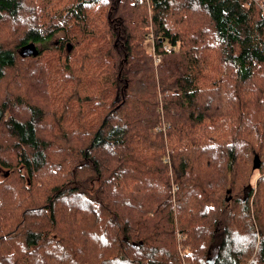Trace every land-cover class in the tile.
<instances>
[{
    "label": "trees",
    "instance_id": "1",
    "mask_svg": "<svg viewBox=\"0 0 264 264\" xmlns=\"http://www.w3.org/2000/svg\"><path fill=\"white\" fill-rule=\"evenodd\" d=\"M117 1L108 32L79 37L76 30L51 44L64 70L56 113L57 106L32 100L53 99L44 78L56 72L36 60L46 48L37 43L113 0H76L64 14L52 13L46 0H0V33L12 25L21 34L13 48L0 44V264H180L176 220L195 245L194 264H264V220L254 228L249 219L250 209L264 217V174L251 208V187L237 183L244 192L237 196L233 186L236 164L252 169L256 155L264 165V75L257 72L264 67V0ZM115 12L141 28L151 17L152 56L132 46L135 32L126 25L112 26ZM172 22L186 35L172 34ZM29 44L37 55L27 52ZM153 56L160 58L156 69ZM6 69L13 76L7 85ZM164 121L179 185L174 202L163 153L154 151L163 149L164 136L150 134ZM229 172L233 189L223 203L236 201L240 214L222 205L219 226L220 193L209 188L222 186Z\"/></svg>",
    "mask_w": 264,
    "mask_h": 264
},
{
    "label": "rangeland",
    "instance_id": "2",
    "mask_svg": "<svg viewBox=\"0 0 264 264\" xmlns=\"http://www.w3.org/2000/svg\"><path fill=\"white\" fill-rule=\"evenodd\" d=\"M181 1L182 0H180L176 4L185 2V1L184 2H181ZM75 2H76V0H46L45 4L47 6H49V5L55 6V9L51 11L52 13H54L56 11L57 13L64 14L65 9L67 7L69 8L70 6H72ZM116 2H118V1L113 0L112 4H109V5L106 4L105 7L100 11L97 10V7H95L92 10L93 12H89L88 17H81L78 19L72 18L73 22L68 23V24H61L60 30L50 40L46 41L45 43L42 42V44L37 43L38 47L40 46V47H46V48H45V51L42 54V56L36 60H40V62L44 63L43 65H44L45 69H46V66H45V63H46L48 65V68L53 67V68H55L56 72L54 74L50 75V77L47 76L46 78H44V80L46 79L50 83V86L48 88H46L45 93H46V95H52L53 99L45 100V99L39 98L37 96H34L32 99L33 101H36L37 104L41 105L43 108H50L52 110L56 109V106H57L56 113H59L60 110L58 108L59 107L58 103H59V99L61 97L60 98L58 96L54 97V94L57 93L56 92L57 81L64 78V72H63L64 70L61 71V67H60V65L63 64V61H62L63 58L60 55L61 50L51 48V44L56 39H61L64 37H66V38L71 37L72 38V36H75L74 31H76V30H77L76 31L77 33L79 32V37H85V36H87V34H91L92 32H94L95 35L98 37V36H101L104 33L108 32L109 24L107 23V20H106L107 13L109 11V8L114 7L116 5ZM151 12H152V7L147 6V13L149 16L151 15ZM112 17H113V19H115L112 21L113 22L112 26L118 25L119 27H124L126 25L129 32L130 31L135 32V34H134L135 39L132 43V46L134 48H138L140 50L138 52L142 53V54L140 53L141 55H143V53L145 51L147 55L152 56V54L154 52V46H153V44H154V41H153L154 32H153V27L150 23L151 17H149L148 22L146 21L147 23H145V25H143L142 28L138 26V23L134 24V22H136V20L135 21L134 20H126L125 16L119 14L118 12L113 13ZM12 23H13L12 21L8 20L4 24L9 25ZM12 27H13V29H12ZM170 29L172 30V34H175V32H177V33H180L181 35H186V33L181 30L180 25L176 24V22H172L170 24ZM16 32H17V30H14V26H12V25L2 27V30L0 33V44L4 48H7L9 46H11V48H13L12 46L17 43L16 38L19 39L21 37V34L16 33ZM176 45H180V43H178V41H177ZM165 46L171 47L169 45V43H166ZM60 47H64V45H61ZM83 51H84L83 47H79L76 50L75 55L70 60V63L72 65L76 62L78 56H80L83 53ZM133 53H135V50H133ZM29 61L31 62V61H35V60L31 59ZM152 61H153V66L155 65L154 67L156 69V67H157L156 65L159 63L160 58L157 59L155 56H153V60L151 58V62ZM37 64H39V63H37ZM56 65L58 66L59 70L56 68ZM17 66H20L22 68L24 67L23 64H21V63H17ZM9 71L10 70L6 69V76L4 77V81H3V83L5 85H7L6 84L7 80H11V77H13L11 75L12 72H9ZM257 72L260 73V75L261 74L264 75V67L257 68ZM14 73H16V71H14ZM38 76H40V75H38ZM15 78H16V76H15ZM33 79H35V78L33 77ZM256 79H260V78H256ZM30 84H32V83L25 82L26 89L29 88ZM39 84L45 85L43 80H41V82ZM12 85L13 84H11L10 86H12ZM13 89L14 88H12L11 90H13ZM5 93H6V90H4V94ZM92 96L93 95H90L88 97L91 98ZM215 98L216 97L213 96V100ZM29 99L31 100V98H29ZM29 99H27V100L29 101ZM110 99L111 98H109L108 101H110ZM97 101L99 102V100H97ZM115 101L118 102L119 100L117 99ZM158 101L160 103V98H158ZM94 102H96V101H94ZM119 103H120V101L118 102V104ZM88 107L90 109H93L96 111V105H89ZM158 109H160V108H158ZM98 110H100V109H98ZM101 112H99L96 115V118H98V116L100 115ZM49 113H51V112H49ZM48 118H50V115H47L45 119H48ZM41 125H42V122H41ZM40 129H45V128L44 127L43 128H37V131L38 130L40 131ZM169 129H170V123H167L164 121L159 125L153 126V128L150 130V134H152L153 136L154 135L155 136L156 135H163L164 136V138H163V140H164L163 149L154 148V151H159V152L163 153V157H164L163 161L165 163V165H164V173H165L164 177L169 178V181H170L169 193L171 194L172 201L174 202V200L176 198V193L179 191V185H177V183L174 181L175 174L173 172V162H172L173 160H172V156H171V152H172L173 148H172L171 144H169L168 140L171 137H169V135L167 133L169 131ZM3 139H4V129L0 128V145L3 144L2 143ZM257 150H259V152H260V148H257ZM262 158L264 159V152H263ZM175 162H177V161H175ZM263 162H264V160H263ZM191 166H192V162H191ZM234 169L236 170V172H238V175L235 177V185H233L234 188L236 189V193H238L237 192V183L243 184L242 189H243V187H244V189H245V187L248 188L247 186H249V188L251 187V189H252V195H251V199L249 201V207L251 208L252 201H253L252 198H253L254 194H256V190L258 187L257 181H258L259 177L262 174H264V165H262L260 168L258 167V168L251 169V167L249 168V166L247 167L245 165L236 164ZM4 172H5V169L0 168V180H2L4 178ZM227 174L229 176H228V178L224 179L222 186L215 185L214 187L209 188V189H211V192H213V194H212L213 196L220 193V197H218V199H217L218 209H219V211H217V215H218L217 216V219H218L217 223H219V226H221V222H222L223 216L225 214L224 209L228 208V206H229V204L224 205V203H223V199L227 195L226 191L229 188L233 189V187H232L233 180H232L231 173L229 172ZM196 180H197V178H196ZM242 189H241V191H239L237 196H243L244 192H242ZM263 196H264V193H261L260 197H263ZM221 200H222V203H221ZM191 201H194V200H191ZM208 204H209V201H207L206 205H208ZM222 205H223L224 209L222 208ZM234 207H236L235 211H238V214H240V211H239L240 204L237 203L236 201H234L229 206L228 213L234 211ZM249 219L252 222L253 227L255 228L256 224H257V228H258L260 223L264 220V217H260V218L256 219L254 210L250 209ZM244 221L245 220H243L242 222H244ZM194 225H196V222L194 223ZM261 228L264 231V222L261 224ZM174 237H175V246H174L175 247V250H174L175 258L179 261L180 264H194V261L191 259L193 257L191 253L192 252L195 253V245L193 242L188 241L189 239H188V233H187L186 228H180L177 220L175 221V236ZM196 248H197V245H196ZM215 248H216V245H213L212 249L210 250V254L208 255V260H211L213 258V256L216 254ZM22 260L24 261L25 258H22ZM248 262H249L248 259L241 258L240 264H248Z\"/></svg>",
    "mask_w": 264,
    "mask_h": 264
},
{
    "label": "water",
    "instance_id": "3",
    "mask_svg": "<svg viewBox=\"0 0 264 264\" xmlns=\"http://www.w3.org/2000/svg\"><path fill=\"white\" fill-rule=\"evenodd\" d=\"M71 46L72 45L70 43L66 44V46H65L66 52H69L71 50ZM27 52L30 53V54H33V55H37L38 49L36 48L35 45L29 44L28 47H27ZM258 165H259L258 157L256 155H254L253 156V160H252V169L257 168ZM247 187L249 188V186H247ZM228 193H229V190L226 191V194H228ZM226 196L224 198H226Z\"/></svg>",
    "mask_w": 264,
    "mask_h": 264
},
{
    "label": "built area",
    "instance_id": "4",
    "mask_svg": "<svg viewBox=\"0 0 264 264\" xmlns=\"http://www.w3.org/2000/svg\"><path fill=\"white\" fill-rule=\"evenodd\" d=\"M157 59H159V58H157Z\"/></svg>",
    "mask_w": 264,
    "mask_h": 264
}]
</instances>
